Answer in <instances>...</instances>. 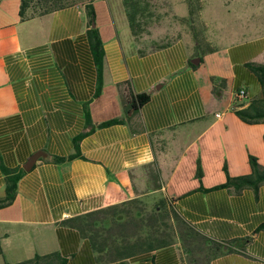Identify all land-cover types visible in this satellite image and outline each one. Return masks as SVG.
Wrapping results in <instances>:
<instances>
[{"label": "crops", "instance_id": "1", "mask_svg": "<svg viewBox=\"0 0 264 264\" xmlns=\"http://www.w3.org/2000/svg\"><path fill=\"white\" fill-rule=\"evenodd\" d=\"M197 1L196 31L143 50L122 0H92L104 51L95 96L86 2L43 15L27 9L22 17L21 0H0V197L4 168L19 170L32 153H46L0 208V264L53 252L64 264H188L179 241L115 257L62 222L154 193L172 198L209 238L236 240L209 264H264V230H257L264 183L257 190L217 187L225 167L232 177L249 174V155L264 166V122L249 124L234 112L260 93L247 64L264 63V15L241 11L253 1L264 9V0ZM190 6L183 2L192 21ZM241 88L245 101L236 97ZM143 93L148 100L126 112L124 104ZM114 118L122 121L97 126Z\"/></svg>", "mask_w": 264, "mask_h": 264}, {"label": "trees", "instance_id": "2", "mask_svg": "<svg viewBox=\"0 0 264 264\" xmlns=\"http://www.w3.org/2000/svg\"><path fill=\"white\" fill-rule=\"evenodd\" d=\"M92 0H85V8L88 14V26L86 35L90 44V49L93 54L96 71H97V85L95 96L101 92L102 68L104 51L100 39L99 30L95 24V12L91 4ZM123 6L128 18L132 34L137 35L136 30V7L135 2L131 0H122ZM75 0H21L20 15L23 17L24 12L29 9L31 15H43L54 10L60 9L69 4H74ZM194 9L189 8V15L192 16ZM94 24V26H92ZM191 66L196 65L189 62ZM252 72L256 75L260 84L259 95L250 98L245 107L234 110L235 114L244 122L249 124L264 122V63L249 62L247 64ZM223 85V84H222ZM149 98L148 94H137L135 99L131 102L125 103L126 112L130 108L136 109L138 106L145 103ZM86 119L88 124H91L89 111L86 106ZM121 118H114L99 123L97 126H106L121 122ZM80 137L74 139V144L77 146ZM79 154H70L67 158H54L56 161L65 159H73ZM251 172L249 174L232 177L226 172V181L217 187H228L234 191H240L246 187L253 190L264 183V166L260 165L257 158L253 155L248 157ZM5 174V193L0 197V208L10 205L16 195L17 182L25 171L23 168L3 169ZM197 178L202 176L201 166L197 161ZM136 201V199L129 200V202ZM172 198L169 200L161 198L157 203L158 214L162 211H167V217L171 218L172 225L170 230L167 229H146L144 234L138 235L133 241L125 237L137 224L132 218H117L118 208L120 205H112L98 210H94L83 215L71 217L62 222L68 226L76 228L82 235L88 236L92 243L100 250L108 249L111 253L117 256H128L138 254L144 251L153 250L168 246L175 241H179L183 252L186 255L188 264H209L212 258L232 251V245L236 240L224 243L219 242L201 233L194 226L188 223L174 208ZM126 202L122 203L125 204ZM121 204V205H122ZM163 210H162V206ZM157 214V215H158ZM264 230V224H261L257 230ZM249 238H243L242 243H247ZM242 244V246H243ZM243 248V247H242ZM114 257V258H115ZM4 264H64V260L58 256V253L53 252L46 255L36 254L33 258L25 259L20 262Z\"/></svg>", "mask_w": 264, "mask_h": 264}, {"label": "rangeland", "instance_id": "3", "mask_svg": "<svg viewBox=\"0 0 264 264\" xmlns=\"http://www.w3.org/2000/svg\"><path fill=\"white\" fill-rule=\"evenodd\" d=\"M192 4L194 15L190 21L183 8V2ZM85 0H75V3H83ZM136 7V30L137 40L143 50L152 49L171 42L182 34L196 31L194 23L197 0H131ZM252 6L247 4L246 10L241 13L264 15L262 4L257 1L252 2ZM256 21V19H254ZM264 61V57H261ZM259 95V94H258ZM163 198L160 194L154 193L150 198L142 197L133 202H126L118 208L117 218H132L136 226L131 229L125 237L130 241L144 234L146 229H167L172 225L171 218L167 217V211L158 214L157 203ZM160 204V203H159ZM162 206V205H161ZM163 210V206H162ZM158 214V215H157ZM1 260V259H0Z\"/></svg>", "mask_w": 264, "mask_h": 264}, {"label": "water", "instance_id": "4", "mask_svg": "<svg viewBox=\"0 0 264 264\" xmlns=\"http://www.w3.org/2000/svg\"><path fill=\"white\" fill-rule=\"evenodd\" d=\"M92 26H94V24H92ZM200 62V57H195L191 59V63L193 64H198ZM46 153L42 152V151H36L34 153H32L27 160L23 163L22 168L24 171H30L31 168L33 167V165L36 163V161L41 158V157H45Z\"/></svg>", "mask_w": 264, "mask_h": 264}, {"label": "built area", "instance_id": "5", "mask_svg": "<svg viewBox=\"0 0 264 264\" xmlns=\"http://www.w3.org/2000/svg\"><path fill=\"white\" fill-rule=\"evenodd\" d=\"M236 97L239 98L240 100L242 101H245L247 98H248V94L246 92L245 89L241 88L239 90H237L236 92ZM243 106L241 105L240 107L238 108H242ZM218 115V114H217Z\"/></svg>", "mask_w": 264, "mask_h": 264}]
</instances>
